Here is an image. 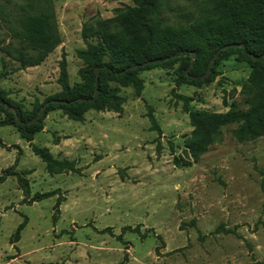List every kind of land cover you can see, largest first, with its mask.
Masks as SVG:
<instances>
[{
	"label": "rangeland",
	"instance_id": "1",
	"mask_svg": "<svg viewBox=\"0 0 264 264\" xmlns=\"http://www.w3.org/2000/svg\"><path fill=\"white\" fill-rule=\"evenodd\" d=\"M28 1L34 9L53 7L62 40L41 64L19 70L0 49V70L7 73L0 86L30 109L61 90L63 55L70 85L81 81L83 62L76 52L86 47L83 23L109 18L114 8L132 1L0 0V8L12 20ZM9 42L18 44L1 17L0 48ZM180 66L140 71L139 96L132 86L120 87L125 99L120 112L90 109L82 121H73L61 109L49 111L32 143L72 160L75 171L49 174L15 126H0V264L264 261V136L239 142L230 126L197 162L174 161L186 158L184 137L192 129L186 109L242 105L240 91L250 68L233 55L218 63L210 81L178 85ZM19 177L29 187L27 196ZM44 192L52 194L32 201Z\"/></svg>",
	"mask_w": 264,
	"mask_h": 264
},
{
	"label": "trees",
	"instance_id": "2",
	"mask_svg": "<svg viewBox=\"0 0 264 264\" xmlns=\"http://www.w3.org/2000/svg\"><path fill=\"white\" fill-rule=\"evenodd\" d=\"M131 1L132 4L114 8L109 18L94 17L83 23L81 36L86 47L76 52L83 62L79 69L80 82L70 85L63 55L58 77L61 90L36 101L30 109L11 99L0 86V112L5 115L0 119V126H15L20 137L30 143L33 153L45 163L49 174L76 170L72 160L58 159L48 147L32 143L49 111L61 109L73 121H82L90 109L120 112L125 101L119 93L120 87L132 86L139 96L143 89L140 71L171 68L177 62H181L178 85L184 81L195 85L210 81L218 63L233 55L247 63L250 72L240 91L242 105L232 102L226 111L186 109L192 129L184 137L186 158H174L176 164L197 162L213 144L223 140V130L230 126L232 137L239 142L264 136V0H184L186 4L182 6H176L173 0ZM19 8L12 20L0 8V18L7 23L10 40L18 42L16 46L9 42L0 49L18 63L15 70L41 64L62 41L51 5L34 9L28 1ZM169 14L176 17L175 22L170 21ZM235 43L244 46L220 50L210 75L202 79L221 46ZM191 51L195 52V58L186 75L184 68L190 64ZM133 65L138 68L131 69ZM97 67L99 71L95 73ZM6 75L0 70V80ZM96 77L98 95L91 100ZM184 99L188 101L187 97ZM44 104L43 116L26 123ZM149 119L152 128L158 129L152 113ZM0 145L4 146L1 138ZM10 171L6 169L4 173L10 174ZM18 179L24 194L29 195L25 180ZM51 194L36 193L32 201ZM23 227L24 223L18 226L16 237ZM253 264H264V261Z\"/></svg>",
	"mask_w": 264,
	"mask_h": 264
},
{
	"label": "water",
	"instance_id": "3",
	"mask_svg": "<svg viewBox=\"0 0 264 264\" xmlns=\"http://www.w3.org/2000/svg\"><path fill=\"white\" fill-rule=\"evenodd\" d=\"M235 46L243 47L244 45H243V44H237V43H235V44H227V45L221 46V48H220V49H219V50H218V51L212 56V58H211V60H210V62H209V64H208L207 70H206V72L201 76V78H202V79H205V78H207V77L210 75V73H211V69H212V67H213V63H214V61H215L217 55L219 54L220 50H225V49H227V48L235 47ZM190 57H191L190 64H189L188 68H187V69L185 70V72H184L186 75H188V70L190 69V67H191V65H192V63H193V59L195 58V52H194V51H191V52H190ZM136 68H138V65H133V66L131 67V69H136ZM98 71H99V68H98V67L95 68V73H97ZM192 78H193V79H197V76H192ZM96 83H97V77H96V80H95V91H94V96L91 98V100H94V99L97 97V95H98V90H97V88H96ZM45 107H46V104H44V105L40 108V110L37 112V114H36L33 118H31L30 120H28L26 123H32V122L36 121L38 118H40L41 116H43V114H44V112H45ZM17 121H18V123H22V121H21L20 119H17Z\"/></svg>",
	"mask_w": 264,
	"mask_h": 264
}]
</instances>
